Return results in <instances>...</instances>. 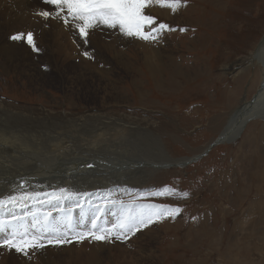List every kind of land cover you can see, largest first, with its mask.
<instances>
[{
  "label": "rangeland",
  "instance_id": "1",
  "mask_svg": "<svg viewBox=\"0 0 264 264\" xmlns=\"http://www.w3.org/2000/svg\"><path fill=\"white\" fill-rule=\"evenodd\" d=\"M19 1L0 0V101L48 109L70 119L93 114L119 119L117 126L96 127L91 133L67 129L69 135L52 139V145L92 143L112 150L119 142L123 141V146L130 142L131 150H137L134 153L160 161L155 152L160 143L173 162L158 169L135 164L147 170L137 175L143 176V183H130L132 192L100 202L102 213L94 214L92 222L110 229L140 212L138 206L142 210L147 205L181 209L174 219L166 217L148 227L145 239L139 238L147 229L131 236L123 252L124 241H99L95 259L88 255L86 241L90 238L81 244L73 239L83 228L81 233L92 228L80 215L81 230L63 236L72 243L46 245L60 257L53 264H264V120L249 122L236 141L220 143L198 160L183 163L205 152L231 115L260 89L264 66L246 59L264 37V0H181L175 12L153 3L145 13L175 31L164 30L157 40L145 41L101 25L90 32L87 43L71 23L65 26L62 19L45 20L36 15L54 11L52 6L42 0ZM27 14H34V19L28 22ZM28 32L33 33L38 50L34 51L26 38L17 40L28 50L15 65L16 59L10 61L7 53L12 48L5 51L4 45L13 35ZM58 50H63L59 51L62 54ZM128 122L142 124L149 132L122 129L121 124ZM154 133L155 142L148 138ZM122 158L126 160L125 155ZM166 189H174L175 194ZM162 191L163 195L157 194ZM183 192L188 195L181 196ZM104 212L110 214L108 221ZM63 218L66 221L67 216L58 220ZM73 222L72 215L69 223ZM55 233L56 237L63 234ZM79 250L88 256L76 260ZM129 250L131 258L115 261V254ZM33 256L7 258L4 263H42Z\"/></svg>",
  "mask_w": 264,
  "mask_h": 264
},
{
  "label": "bare ground",
  "instance_id": "2",
  "mask_svg": "<svg viewBox=\"0 0 264 264\" xmlns=\"http://www.w3.org/2000/svg\"><path fill=\"white\" fill-rule=\"evenodd\" d=\"M25 2L28 4V0L19 1V4ZM9 12L11 11L9 10ZM25 17L29 22L34 19V14H27ZM4 47V50L8 51L12 48L13 51L10 50L7 53H9L10 61L16 59V61L14 60L15 65L21 53L27 55L26 51L28 49L17 40L11 39ZM28 55H31V53H28ZM59 62H61V57L56 62V68L59 67ZM246 62L261 63L264 66V37L249 59H246ZM60 67V69H64V66L60 65ZM256 95L254 103L251 104L250 101H245L231 115L220 133L221 143L236 141L249 122L255 119L264 120V78ZM118 120L112 117L102 118L96 114L91 115V117L80 116L70 119L60 114L54 115L48 109L21 108L10 106L0 101V200L4 201V206L0 207V228H3V231H0V239H3L4 235L9 231L20 230L23 232L25 229H27L28 234L37 232L42 235L53 234L56 237L55 232H59L63 233L61 237L64 235L69 236L71 230L80 229L78 223L81 221L82 215L85 216L83 217L85 218L84 220L91 223V225L89 224L91 227L94 223L92 222L94 214L101 210L99 208L100 202H109L120 195L132 192L133 189L129 186L130 183H136L137 185L143 183L144 179H141L143 176L137 175L145 171L147 173V170L135 166V164L145 163L144 165L147 167L158 169L162 167L159 166L161 164L173 163L160 143L157 144L155 150L157 156L162 159L160 161H152L139 153H134L133 151L136 149L132 151L131 149L133 148L129 146L130 142L127 141L128 146L121 145L122 141L117 143L112 150L92 143H86V146L59 142L52 145L53 143H51L52 139L61 140L63 135L68 134L69 131L67 129L71 131L70 128H76L83 134L91 133L93 128L96 127L104 129L105 127L117 126L119 124ZM72 121L77 122L78 125L87 130L80 129ZM78 121L81 122L78 123ZM121 127L122 129H130V131H134L137 134L145 133V131L149 130L148 127L134 122L123 123ZM155 137L157 136L154 133L153 137L148 138L155 142ZM71 140L70 142H72ZM43 149L46 151L42 152ZM115 154L120 155L115 156ZM123 155L126 156V160L122 158ZM193 157H190V159ZM188 160H184L183 163ZM89 163H94L95 167L88 168L87 165ZM110 171H115L116 173L113 172L114 174L111 173L112 175L110 176ZM22 181L25 182L24 188L20 187ZM9 197L14 198V202L9 203ZM137 210L142 211L141 206H138ZM45 214H50V216L45 217ZM103 214L105 215L103 218L108 221L110 214L106 212ZM72 215L74 218L73 225L69 223ZM64 216H67L66 221L64 218L58 220ZM48 218H50V224L47 223ZM82 230L85 231V228ZM146 231L147 233L140 234V241L148 237L150 232L148 229ZM90 241V239L86 241V245L90 247L88 255L90 258L95 259L93 256H98L100 251L99 241L92 240L91 243ZM128 242H130L129 239L124 241L122 252L129 247ZM130 245H132V241ZM72 246L75 248L76 245L72 244ZM0 251V264H5L4 262H7V258L19 259V257L23 256L22 254H16V252L14 255L10 254L14 250L0 249ZM65 251L69 253L68 248H65ZM122 252L120 254L114 253L115 261L131 258L132 253L130 250L124 252V254H121ZM30 254L31 257L36 254L38 261L45 264H53L60 259L59 255L53 253L50 248H43ZM76 254H78L76 260L88 256L80 250ZM62 259L65 262V258ZM25 260L27 261V259ZM33 260H30L32 261L31 263H33Z\"/></svg>",
  "mask_w": 264,
  "mask_h": 264
},
{
  "label": "snow or ice",
  "instance_id": "3",
  "mask_svg": "<svg viewBox=\"0 0 264 264\" xmlns=\"http://www.w3.org/2000/svg\"><path fill=\"white\" fill-rule=\"evenodd\" d=\"M42 3L52 6L54 11L43 10L36 15L47 19H62L65 26L71 25L79 38L87 43L92 30L103 25L106 28H118L123 35L137 37L145 41H155L164 30L175 31L169 25L157 23L156 18L145 13V9L153 3L167 6L173 12L177 10L181 0H42ZM185 31V29H179ZM13 40L26 38L33 50H38L35 46L33 33H17L10 37ZM88 56V52H84ZM169 194H175L174 189H166ZM163 195L164 191L157 193ZM186 197L187 192L180 193ZM9 203L14 202V198L9 197ZM4 206V201L0 200V207ZM181 209L170 205H147L143 210L123 218L113 228H104L93 223L92 229L86 233H80L73 237L76 242H83L85 239L95 241L121 240L127 241L137 232L160 222L164 218H175ZM3 231V228H0ZM72 243L67 237L57 236L46 238L41 235H29L27 232L9 231L0 239V249L14 250L18 254L29 258L30 253H35L46 245L60 246Z\"/></svg>",
  "mask_w": 264,
  "mask_h": 264
},
{
  "label": "water",
  "instance_id": "4",
  "mask_svg": "<svg viewBox=\"0 0 264 264\" xmlns=\"http://www.w3.org/2000/svg\"><path fill=\"white\" fill-rule=\"evenodd\" d=\"M256 96H257V95L255 94V95H253V97L250 99V103H251V104L254 103V102L256 101ZM221 142H222V140L220 139V136H219L217 139H215V141H213V142L210 144V146L207 147V149H206L205 152H203L202 154H199V155H197V156H195V157L189 159V160L187 161V163H189V162H193V161H196V160H198L199 158L203 157V156H204L206 153H208V152H209L214 146L220 144Z\"/></svg>",
  "mask_w": 264,
  "mask_h": 264
}]
</instances>
